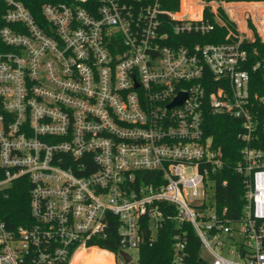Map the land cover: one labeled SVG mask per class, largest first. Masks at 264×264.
<instances>
[{"label": "built area", "instance_id": "2783aa9c", "mask_svg": "<svg viewBox=\"0 0 264 264\" xmlns=\"http://www.w3.org/2000/svg\"><path fill=\"white\" fill-rule=\"evenodd\" d=\"M3 2L0 191L27 179L32 222L12 230L0 219V264H73L89 249L117 264L91 241L115 229L132 257L165 219L193 226L208 264H264V151L251 147L250 84L261 63L250 67L243 47L255 41L253 26L264 41V0H179L176 9L72 0L45 4L43 23L22 3ZM220 10L236 39L187 46L222 23ZM208 110L243 122L234 170L247 180V204L237 222L215 207L213 176L226 161L206 135ZM187 245L176 234L172 264H189Z\"/></svg>", "mask_w": 264, "mask_h": 264}, {"label": "trees", "instance_id": "16d2710c", "mask_svg": "<svg viewBox=\"0 0 264 264\" xmlns=\"http://www.w3.org/2000/svg\"><path fill=\"white\" fill-rule=\"evenodd\" d=\"M16 1L22 3L41 23L45 21L42 13L45 4L72 2V0ZM163 2L166 8L176 9L179 0H163ZM4 11V2L0 0V29L3 26L2 14ZM219 14L222 23L216 24L214 31L204 36L193 34L189 36L191 41L185 42L186 45L192 46L196 43L222 44L235 40L237 35L236 24L229 19L223 10H220ZM206 16L215 23L209 11L206 12ZM253 29L256 36L255 41L244 42L243 44V47L250 54V67L261 63L256 71L251 72V94L254 101H256L254 121L257 125L255 139L251 143V147L264 151V41L258 35L254 26ZM204 128L206 135L212 138L214 147L221 149L226 161L225 169L220 174L213 176L215 180V207L222 218L237 222L240 220L247 204L245 199L247 180L234 170L235 163L240 159L241 152L246 147V143L241 137L243 122L226 114L213 115L208 110L205 113ZM2 173L0 170V179L3 177ZM224 182H226L225 185ZM31 188L32 186L27 179H21L14 182L8 189L0 191V219L9 229L15 230L32 222L30 215ZM162 210L166 215L176 214V208L170 204L162 205ZM176 234H181L187 240L189 264H208L207 260L202 257L201 241L193 226L190 223H184L178 227L175 221L169 219L162 222L155 241L152 244L145 243L139 251L138 260L130 264H172ZM146 236L148 237V235ZM90 246H98L114 253L118 258L117 264H121V247L115 229L109 232L106 239L92 240ZM74 264H114V262L110 253L98 249H89L85 255L78 257Z\"/></svg>", "mask_w": 264, "mask_h": 264}, {"label": "rangeland", "instance_id": "374dc122", "mask_svg": "<svg viewBox=\"0 0 264 264\" xmlns=\"http://www.w3.org/2000/svg\"><path fill=\"white\" fill-rule=\"evenodd\" d=\"M241 17H242V20L244 21H249L251 20V14H240ZM264 20H260L258 21L257 23L259 24V26L261 28L264 29V23H263ZM154 237L156 238L157 237V232L154 230ZM213 245V248H215L217 250L218 253H220L221 255H223L224 257H226L228 260H235V261H238L237 258L234 257V255H231L229 254L227 251H221L220 249L216 248V246L214 244ZM131 254H132V257L134 259V262H136L138 260V256H139V253L136 251V250H133L131 251ZM204 256H206V258H209L207 254L203 253Z\"/></svg>", "mask_w": 264, "mask_h": 264}, {"label": "water", "instance_id": "95a60500", "mask_svg": "<svg viewBox=\"0 0 264 264\" xmlns=\"http://www.w3.org/2000/svg\"><path fill=\"white\" fill-rule=\"evenodd\" d=\"M179 101H181V98L177 100V102H179ZM120 255L126 264L132 263V257L128 253L121 251Z\"/></svg>", "mask_w": 264, "mask_h": 264}, {"label": "bare ground", "instance_id": "6f19581e", "mask_svg": "<svg viewBox=\"0 0 264 264\" xmlns=\"http://www.w3.org/2000/svg\"><path fill=\"white\" fill-rule=\"evenodd\" d=\"M87 251H88V250L83 251V252H80V253L77 255V257L75 258L73 264L75 263V261H76V259H77L78 257H81V256L85 255V254L87 253Z\"/></svg>", "mask_w": 264, "mask_h": 264}]
</instances>
